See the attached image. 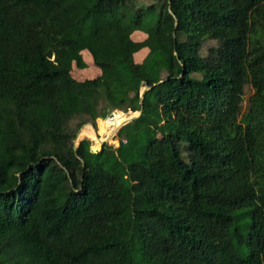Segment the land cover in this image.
<instances>
[{
    "label": "trees",
    "instance_id": "1",
    "mask_svg": "<svg viewBox=\"0 0 264 264\" xmlns=\"http://www.w3.org/2000/svg\"><path fill=\"white\" fill-rule=\"evenodd\" d=\"M0 264H264V0H0Z\"/></svg>",
    "mask_w": 264,
    "mask_h": 264
},
{
    "label": "rangeland",
    "instance_id": "2",
    "mask_svg": "<svg viewBox=\"0 0 264 264\" xmlns=\"http://www.w3.org/2000/svg\"><path fill=\"white\" fill-rule=\"evenodd\" d=\"M146 38H147V33L144 31H135L132 34V39L136 42L144 41ZM213 43H214L213 41H210V42H208V45H211ZM148 52H149L148 47H141L140 49L135 50V52H134L135 61L136 62H142L146 58ZM204 53H205V51H204ZM82 56L84 59V64L82 66H80L76 62H74L73 68L70 72V77L77 79V80L97 78L101 74V69L95 64L91 53L88 52V50H84V51H82ZM154 63H156V60ZM155 74L157 77L161 76L160 72H156ZM144 90H146L145 83H143V86L141 87V95L144 92ZM252 93H253L252 87L250 85H247L246 89H245L244 108L246 107L247 101H248V99ZM112 113H113V115H111V113L108 115V116H110L109 118L111 120L108 123V124H111L110 126L108 124L106 125L104 123V120L106 119V117H105V118L97 119L96 124L90 121V122L84 124L80 128L82 130L84 127H89L93 131L94 139H93V143L91 145V148L95 152L99 151L101 149V146H102L101 143L103 140H109V141H106L105 143H109V144L113 145L115 148H118L120 146V138L118 137V132L116 130L118 129L119 124L124 123L126 121H129L133 116L139 115L138 112H134L132 110H129L128 112H123V111L118 110V111H113ZM89 124H91V125H89ZM98 130H101V134H98ZM112 131L116 135L113 134L111 136V134H109V133ZM115 132H117V133H115ZM104 135H108L106 139H103ZM94 143L100 145L98 149H95Z\"/></svg>",
    "mask_w": 264,
    "mask_h": 264
},
{
    "label": "water",
    "instance_id": "3",
    "mask_svg": "<svg viewBox=\"0 0 264 264\" xmlns=\"http://www.w3.org/2000/svg\"><path fill=\"white\" fill-rule=\"evenodd\" d=\"M147 89H149V86H146V90ZM146 90H144V92L142 93V95H141V104L143 105V94L145 93V91ZM116 111H118V110H116ZM142 111H143V107L139 110V111H134V112H138L139 113V115H137V116H133L127 123H129V122H131V121H133L134 119H136V118H138L141 114H142ZM111 115H113V113H111ZM107 118V117H106ZM127 123H125L124 125H126ZM123 125V126H124ZM123 126L119 129V131L123 128ZM81 130V129H80ZM80 130L78 131V133H77V136H78V134H79V132H80ZM118 131V132H119ZM77 136H76V138H75V140H74V144H75V148H76V146L79 144V142H80V140L78 141L77 140ZM106 142V140H104L102 143H101V145H104V143ZM85 163L83 162V165H84Z\"/></svg>",
    "mask_w": 264,
    "mask_h": 264
},
{
    "label": "bare ground",
    "instance_id": "4",
    "mask_svg": "<svg viewBox=\"0 0 264 264\" xmlns=\"http://www.w3.org/2000/svg\"><path fill=\"white\" fill-rule=\"evenodd\" d=\"M128 121H126V122H124V123H120L119 124V127H118V129L116 130V131H118L125 123H127ZM80 132H81V130H80ZM80 132H79V134H78V136H77V140H79V135H80ZM116 133V132H115ZM115 135V134H114ZM104 141V140H103ZM102 141V142H103ZM106 141H109V140H106Z\"/></svg>",
    "mask_w": 264,
    "mask_h": 264
}]
</instances>
